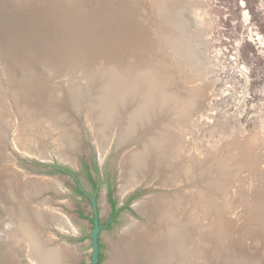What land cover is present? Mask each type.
I'll return each instance as SVG.
<instances>
[{
	"label": "rangeland",
	"instance_id": "1",
	"mask_svg": "<svg viewBox=\"0 0 264 264\" xmlns=\"http://www.w3.org/2000/svg\"><path fill=\"white\" fill-rule=\"evenodd\" d=\"M0 19L4 24L0 31L8 36L0 44V80L14 91L10 97L16 111L7 144L10 165L23 185L42 178L60 182L59 192L45 189L34 202L46 201L69 217L74 232L55 226L47 232L76 251V264H91L94 214L88 195H96L105 226L100 232V264H110L113 243L130 222L156 226L136 209L137 203L155 196L171 202L183 198L173 207L175 219L185 222L192 235L187 253L191 264H204L209 250L226 246L215 239L219 229L232 243L229 250H222L227 264H264V243L257 247L255 234L247 229L264 221V0H0ZM116 24L123 27L121 35L145 48L140 62L132 57L139 64L130 71L114 58V48L107 49L109 34L117 37L110 31H116ZM149 36L158 51L147 42ZM129 49L128 54H135ZM153 62L159 63L163 75L182 81L180 88L171 85L184 96L200 93L197 114L189 101L182 107L179 98H171L172 88L156 94L160 72ZM154 105L167 117L160 125L163 130H181L185 115L189 129L179 130L183 144L175 140L171 156L153 154L154 162L161 164L159 173L155 177L149 173L122 202L123 158L140 150L144 138L154 139L149 133L153 130L147 124L123 148L118 130L102 157L95 128L104 126L100 116L107 111L109 115L123 111L121 128L142 107L149 110ZM73 125L78 149L67 142L66 146L75 165L62 161L69 159L60 157L57 149L65 144L58 138L63 137L60 128L69 136ZM20 136L27 146H43L41 153H29L25 143L16 140ZM187 167H192L190 172ZM175 173L178 181L171 177L169 183L163 182ZM19 258L27 264L25 250L19 251Z\"/></svg>",
	"mask_w": 264,
	"mask_h": 264
},
{
	"label": "bare ground",
	"instance_id": "2",
	"mask_svg": "<svg viewBox=\"0 0 264 264\" xmlns=\"http://www.w3.org/2000/svg\"><path fill=\"white\" fill-rule=\"evenodd\" d=\"M0 20L3 22V19ZM1 21L0 26L2 27L4 24ZM4 22L7 24V21ZM116 23H118V21ZM110 24L112 25V22ZM11 26L13 25L11 24ZM115 26H117L116 31L112 28L110 31L117 37H113L111 34H109L107 49L110 50L111 48H114V51L112 52L114 54L116 53L114 58H119L117 62H120L125 70L130 71L133 67H136L139 64L137 63L136 65L133 62L132 57H137L138 62H140V58L144 56L143 54L145 48L143 47L144 45L141 46L140 42H135L129 36L121 35L120 32H122L123 29L122 25L116 24ZM120 27L122 29H120ZM124 29H126V27ZM154 30L158 32L157 28ZM14 32H16V30ZM138 32V34L142 33L140 29ZM5 37L4 32L0 31V44L3 43L4 40H6V42L8 41L7 33L5 34ZM152 37L149 36L147 42L151 44V47L154 48L153 50L158 51V45L155 44V42H152ZM10 39L11 36L9 34V40ZM117 39H120V41L116 42ZM159 44L161 45V43ZM159 47L161 48V46ZM127 48L132 49L135 54H128L126 52L127 50H125ZM129 59L131 61H127ZM127 64L130 65V68H125ZM156 64L158 65L157 71L160 72L158 75L160 77H156L155 81L157 90L156 94H158L163 88H172V90H170L168 93L171 94V98H179L180 101H182V107L184 104H187V101H189L188 104H193L195 113L198 112L200 109L199 107L201 106V100L198 97L200 96V93H195V95H193L194 97H188L186 95L184 96V94L176 90L177 88L171 85L172 83L178 87H181L182 81L177 77H171V74L170 77L163 75L161 72L163 70L159 67V63L153 62V65ZM12 92L14 91L11 90L9 85H3V80L1 79L0 95L3 96L4 108H2L3 104L0 98V105L2 104L0 106V264H23L19 258V251L21 250H25L26 252L27 264H76L78 259L76 251L65 243H58V235L47 232V229L53 226L67 232L73 231L75 227L69 217H67L62 211L52 208L46 201L42 203L34 202V197L40 193L43 194L45 189H58L57 191L59 192L61 190L59 187L60 182L58 183L55 180H43L42 178L40 180L37 179V181L30 179V181H27L25 185H23L22 182L19 181L20 175L17 173L18 168L16 169L17 172L11 168L10 164L13 163V160L11 159V155L7 152V144L9 141H11V130L14 129L13 126L15 124L13 123L15 122L13 118L16 115V111L14 110L15 108L12 106L14 100L10 97L13 95H11ZM162 96L163 95L157 96L154 101L156 102L160 100L159 97ZM125 109L127 108L125 107ZM183 111L187 112L188 110L184 109ZM122 112L123 111H117L114 114L109 115L107 111L105 115L103 113L100 116V119H102L104 122V126L102 128L96 126L97 129L95 128V134L97 135L99 146L98 149L100 150L102 157L108 153V149L114 142L115 137L117 136L116 134L120 129L121 133H119L120 137L118 140L119 145L122 148L130 142L136 140L141 128L145 129L147 124L150 126L149 128H152L153 132L149 133L152 134L151 138H154H150L151 141L149 138H144V140L142 138L143 142H145L144 145H141L143 147L140 150L137 148L136 151L131 152L130 155H125L123 158V163H121L122 170L120 178L123 176L124 183L122 189L125 194L121 193V195H126L133 188H135L136 185H138L149 173L152 175V177H155L156 174L159 173L158 170L161 164L159 163V160L154 162V159L152 158L153 154L159 153L163 157L171 156V149L172 145H174V141L178 140V144H183L184 137L181 133H179L180 129L163 130V127H160L167 117H165L164 114L160 112V107H157L156 105H154L149 110L146 109L145 106L142 107V109L136 112L135 117L131 119L129 124H127L125 121L126 124L123 122L124 127L122 126L120 128L118 125L120 124L119 121H121L122 118ZM91 115H93L91 120L92 123L96 122L94 113ZM184 117L185 119L183 118L184 120L180 121L181 132L183 131V128L189 129L187 115ZM135 118H139L141 120V126L143 127L136 125ZM73 126L69 136L64 133L67 132L66 130L60 128L61 130L59 133L60 135L63 134V137L62 139H60L61 137H58L59 141H64L65 139V144L62 142L59 144V147L57 148L59 151L58 153L61 154L60 157L69 159V161H62L69 163L73 161L72 158L68 156L69 147L78 149L77 146L80 142L77 135L78 130L75 126ZM46 137L49 139V136ZM72 137L75 139H71ZM16 140L25 143L26 145L23 144V146L25 149L28 148L27 151L29 153H41V150H43V146H38L36 149L29 145L27 146V142L22 139V136L16 138ZM66 142L69 144V147L66 146ZM72 142H75L76 145L73 146V144H71ZM152 162L154 163V168L153 164H151ZM72 164L75 165V162L73 161ZM126 165H129L130 167ZM170 166L172 167V164L169 163V167ZM191 168L187 167L186 171L190 172ZM171 177L178 181L177 178L179 176H177L175 173L167 175L163 182L169 183L171 181ZM158 199L159 198H157V196H155L153 199L151 197L148 200L137 203V208L135 205V208L138 209L137 211L140 212L142 216H146L149 220L153 219L156 223V226L151 228L148 225H140L134 221L130 222L123 231V234L119 237L118 241L113 243L115 252L110 264H191L188 261L190 258L187 256V253L188 248L190 247H188V241L190 238H192V235L189 229L186 227L187 224L185 222L181 223L178 221V219H175L176 209L173 207L174 203L180 204L181 199L183 198L181 197L180 199H176V202ZM157 217H159L158 222H156ZM175 220L178 222L175 223ZM247 229L251 232V234H255L257 237H255L256 240L254 239L255 244L257 247H260L261 245L259 243H261V241L264 243V221L262 223L260 222L256 226L250 225L247 227ZM214 234L216 236L215 239L219 241L222 240L223 242L225 241L226 246L217 245L215 250H209L204 264H227V260H229V258L226 255H223L222 250H229L232 243L229 239L224 237L225 233L221 229L215 231ZM194 242L195 240L193 237V243ZM241 244L243 246L244 243L241 242ZM242 246L240 247L242 248Z\"/></svg>",
	"mask_w": 264,
	"mask_h": 264
},
{
	"label": "water",
	"instance_id": "3",
	"mask_svg": "<svg viewBox=\"0 0 264 264\" xmlns=\"http://www.w3.org/2000/svg\"><path fill=\"white\" fill-rule=\"evenodd\" d=\"M24 156L27 157L30 160L36 161L37 163H41V161H42L41 159L36 158V157H30L28 155H24ZM58 169H60L63 172H67L70 175H73V173H70L69 171H67L63 167H58ZM126 196H127V194L121 196L122 202L124 201V198ZM88 197L90 198V201L92 203L93 214H94V216H93L94 227H93L92 233L90 235V238H91V241H92V247H93L91 264H99V256H100V240L99 239H100V232L104 228V226H102L100 224V216H99V210H98V204H97L96 195H94V196H89L88 195ZM71 236L75 237L76 235H71Z\"/></svg>",
	"mask_w": 264,
	"mask_h": 264
},
{
	"label": "flooded vegetation",
	"instance_id": "4",
	"mask_svg": "<svg viewBox=\"0 0 264 264\" xmlns=\"http://www.w3.org/2000/svg\"><path fill=\"white\" fill-rule=\"evenodd\" d=\"M96 189H97V187H96ZM97 191V190H96ZM79 193L82 195V196H84V194H83V192H82V190L79 188ZM87 197V196H86ZM90 199V198H89ZM100 224H101V222H100ZM93 225H94V223H93ZM102 225V224H101ZM103 226V225H102ZM105 227V226H104ZM100 240V239H99ZM101 249H102V245H101V242H100V254H102V251H101Z\"/></svg>",
	"mask_w": 264,
	"mask_h": 264
},
{
	"label": "trees",
	"instance_id": "5",
	"mask_svg": "<svg viewBox=\"0 0 264 264\" xmlns=\"http://www.w3.org/2000/svg\"><path fill=\"white\" fill-rule=\"evenodd\" d=\"M111 201H112L113 207H115V205H116V202H115V200H114V199H111ZM102 258H103V255H102V254H100V256H99V264H100V262H101Z\"/></svg>",
	"mask_w": 264,
	"mask_h": 264
}]
</instances>
